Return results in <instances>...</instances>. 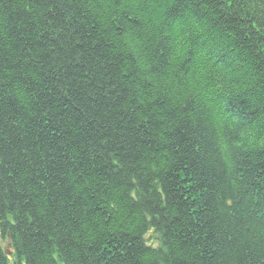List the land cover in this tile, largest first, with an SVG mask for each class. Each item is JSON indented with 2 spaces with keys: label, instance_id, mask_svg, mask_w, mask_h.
Instances as JSON below:
<instances>
[{
  "label": "trees",
  "instance_id": "1",
  "mask_svg": "<svg viewBox=\"0 0 264 264\" xmlns=\"http://www.w3.org/2000/svg\"><path fill=\"white\" fill-rule=\"evenodd\" d=\"M59 263L264 264V0H0V264Z\"/></svg>",
  "mask_w": 264,
  "mask_h": 264
},
{
  "label": "rangeland",
  "instance_id": "2",
  "mask_svg": "<svg viewBox=\"0 0 264 264\" xmlns=\"http://www.w3.org/2000/svg\"><path fill=\"white\" fill-rule=\"evenodd\" d=\"M59 264H62V263H59Z\"/></svg>",
  "mask_w": 264,
  "mask_h": 264
},
{
  "label": "bare ground",
  "instance_id": "3",
  "mask_svg": "<svg viewBox=\"0 0 264 264\" xmlns=\"http://www.w3.org/2000/svg\"><path fill=\"white\" fill-rule=\"evenodd\" d=\"M150 236V235H149Z\"/></svg>",
  "mask_w": 264,
  "mask_h": 264
}]
</instances>
